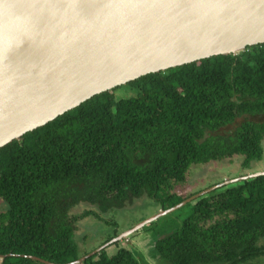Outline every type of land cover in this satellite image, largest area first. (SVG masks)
<instances>
[{
	"label": "trees",
	"instance_id": "trees-1",
	"mask_svg": "<svg viewBox=\"0 0 264 264\" xmlns=\"http://www.w3.org/2000/svg\"><path fill=\"white\" fill-rule=\"evenodd\" d=\"M120 86L127 95L116 96ZM263 138L264 42L95 94L0 147V264H45L28 255L71 262L88 253L75 238L83 218L98 219L144 195L169 208L187 198L174 187L186 183L192 165L241 155L246 168L261 157ZM80 204L90 208L74 213ZM184 207L178 226L152 245L169 264L264 257V174L176 210ZM77 264L140 263L118 246Z\"/></svg>",
	"mask_w": 264,
	"mask_h": 264
},
{
	"label": "water",
	"instance_id": "water-1",
	"mask_svg": "<svg viewBox=\"0 0 264 264\" xmlns=\"http://www.w3.org/2000/svg\"><path fill=\"white\" fill-rule=\"evenodd\" d=\"M263 42L264 0H0V147L139 76ZM262 174L212 185L63 264L80 263L217 187Z\"/></svg>",
	"mask_w": 264,
	"mask_h": 264
},
{
	"label": "rangeland",
	"instance_id": "rangeland-1",
	"mask_svg": "<svg viewBox=\"0 0 264 264\" xmlns=\"http://www.w3.org/2000/svg\"><path fill=\"white\" fill-rule=\"evenodd\" d=\"M125 89L124 86H120L115 91L116 96L127 95L128 92ZM262 145L261 157L251 162L246 168L241 165V155H234L230 159L221 161H209L206 164L192 165L189 168L186 183L175 185L174 192L189 197L217 183L264 170V138ZM3 206L4 204L0 199V210L3 209ZM88 208L90 207L80 204L73 209V212L79 213ZM161 210L162 207L158 201L144 195L135 199L131 204L101 214L98 219L91 216L83 218L79 222L75 234L80 251L90 252L96 249L101 245L102 240L112 234L114 230L120 234L136 223L158 214ZM188 210L187 207H184L158 216L134 232L126 234L125 237L115 242L117 244L111 243L106 246L107 252L114 253L118 246H124L133 251L140 264H169L167 260L154 253L153 242L156 238L171 233ZM86 235L87 238H85ZM252 264H264V257L254 260Z\"/></svg>",
	"mask_w": 264,
	"mask_h": 264
}]
</instances>
